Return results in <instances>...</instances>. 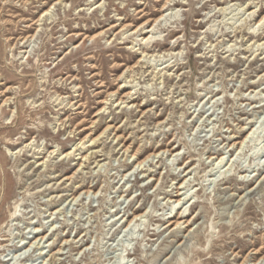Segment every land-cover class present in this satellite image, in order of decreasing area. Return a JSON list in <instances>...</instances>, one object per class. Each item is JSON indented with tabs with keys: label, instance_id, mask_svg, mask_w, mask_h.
<instances>
[{
	"label": "rangeland",
	"instance_id": "rangeland-1",
	"mask_svg": "<svg viewBox=\"0 0 264 264\" xmlns=\"http://www.w3.org/2000/svg\"><path fill=\"white\" fill-rule=\"evenodd\" d=\"M165 2L0 0V264H264V0Z\"/></svg>",
	"mask_w": 264,
	"mask_h": 264
},
{
	"label": "bare ground",
	"instance_id": "bare-ground-1",
	"mask_svg": "<svg viewBox=\"0 0 264 264\" xmlns=\"http://www.w3.org/2000/svg\"><path fill=\"white\" fill-rule=\"evenodd\" d=\"M169 1H172V0H167V2H165V4L166 3H168ZM165 4H164V6L162 7V13L157 17V18H155L154 20H153V24L151 25V27H149L148 28V26H147V28H146V30L144 31L145 33H151L152 32V30H153V26L155 25V24H157V22H161L162 20H163V18H164V16H165V12L167 11V10H174V8H170V4H168L167 6H165ZM161 12V11H160ZM264 19V16H262L259 20H258V24H260V22H262V20ZM145 24H147V22L145 23H143V26L140 28V30L144 27V25ZM257 25V24H256ZM137 30V27L135 28V30H134V32ZM90 32V31H89ZM142 40H145V41H149L150 39H151V36H146L145 38L143 37V38H141ZM27 41V40H26ZM25 41V42H26ZM125 86L126 85H123V87L122 88H125ZM120 87V86H119ZM122 90V89H121ZM128 95V94H127ZM124 97H126V96H122V97H118L117 99H116V101H117V103L119 102V104H121V103H123V98ZM264 105H260L259 106V108L261 107H263ZM105 108V107H104ZM253 121L252 120H250L249 119V121H248V123L249 124H251V126L248 128V130L246 131V133H247V135L244 137V139L243 140H241V141H239V142H237V141H233V142H230V146H229V151L228 152H231V154H230V157L231 156H233V154L237 151V150H239V149H241L242 148V146H243V144L246 142V139L248 138V136H249V132L252 130V126H254V123H252ZM108 128V127H107ZM104 133V132H103ZM97 139V138H96ZM92 142L94 143V142H96L95 141V139H93L92 140ZM227 146V147H228ZM76 147V146H75ZM80 148L81 147H76L75 148V150L74 151H81L80 150ZM173 150H176V149H173ZM178 151V150H177ZM17 152H20V151H17ZM71 152L72 151H69V152H67L66 154H64V158H66L67 156H71ZM175 152V151H174ZM219 152V153H218ZM217 153L218 154H220L219 156H214V155H212L211 156V158H214V160L216 161H218V164H220V163H222L223 162V157H222V155H223V153L221 152L220 153V151H218ZM217 153H215V154H217ZM73 154V153H72ZM156 156V155H155ZM83 158V159H82ZM91 158H93V156H92V152L90 153V155H87V154H82L81 155V157H80V159H82V161H89ZM132 158V157H131ZM147 159V158H146ZM219 159V160H218ZM100 160H102V159H99V161ZM229 160L230 159H227V161L224 163V165L223 166H226L227 164H228V162H229ZM145 160H143V161H140V162H137L136 163V165H137V168H139L140 166H142L143 165V162H144ZM216 163V162H215ZM41 165H43V164H41ZM81 165V164H80ZM232 164H230V166H231ZM97 166V165H96ZM190 166V165H189ZM186 167V166H185ZM222 167V166H221ZM189 170V169H188ZM140 171H142V167H141V169H140ZM254 171V170H253ZM244 174L243 175H240V177H243V179H241V181L242 182H245V181H248V180H246V173H247V170H244V171H242ZM186 174V173H185ZM256 174V173H255ZM254 174V175H255ZM186 175H184L182 178H184ZM180 176L179 175H176V178H179ZM72 177L70 176V177H65L64 179H66V180H70ZM249 179V178H248ZM182 184H184V183H182ZM188 185V184H187ZM187 185H184V186H182L181 184H180V186L179 187H174L175 188V190H174V194L175 195H170V196H168V199H170L172 196H176L177 198L175 199V200H173V202L175 203V204H179L180 203V201H181V197L183 196V194H185L186 195V193H187V191L185 192V193H181V190L182 189H185L186 187H188ZM86 193V192H85ZM90 193V192H89ZM170 193L171 194H173V188L170 190ZM170 193H166V196L167 195H169ZM70 197H72L71 198V200H73L74 199V193H71L70 195H69ZM58 197V196H57ZM165 198V197H164ZM77 199V198H76ZM180 208V207H179ZM133 214V213H132ZM176 214H177V212H175L173 215H171V217L168 215V219H167V221H166V223H165V226L167 227V228H170L173 224H174V227L176 228L177 226H179V224L180 223H184V222H187L188 223V221H186V220H184V221H182V219L185 217V215H183V212L181 213H179L178 215H177V217H176ZM185 214V213H184ZM117 217V216H116ZM143 217V214H134L133 215V217L131 218V219H129L128 218V215H126L125 216V214H123L121 217H120V219L121 220H124V223H123V226H122V228H128L130 225H132L133 224V222L135 223V222H137V221H139L140 220V218H142ZM191 220V219H190ZM134 225V224H133ZM187 226V225H186ZM121 228V229H122ZM160 233H157L156 235H159ZM47 234L45 233H39V229H35V234H34V236L32 237L34 240H33V244H36L37 246L36 247H38V245L40 244V242L44 239V237L46 236ZM66 242V241H65ZM29 243H30V241H29ZM39 248V247H38ZM37 249V248H36ZM40 249V248H39ZM59 249H61V248H59ZM59 249H58V251H57V254H58V252H59ZM4 250H0V253H2ZM41 252H43V251H41ZM40 254V253H39ZM55 254V253H54ZM53 255H51V257H52Z\"/></svg>",
	"mask_w": 264,
	"mask_h": 264
}]
</instances>
